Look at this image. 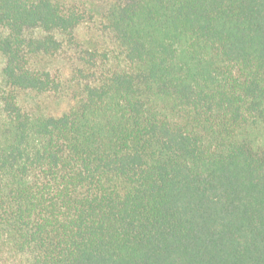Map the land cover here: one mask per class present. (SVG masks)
Masks as SVG:
<instances>
[{
  "label": "trees",
  "instance_id": "obj_1",
  "mask_svg": "<svg viewBox=\"0 0 264 264\" xmlns=\"http://www.w3.org/2000/svg\"><path fill=\"white\" fill-rule=\"evenodd\" d=\"M0 264H264V0H0Z\"/></svg>",
  "mask_w": 264,
  "mask_h": 264
}]
</instances>
